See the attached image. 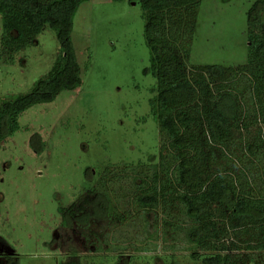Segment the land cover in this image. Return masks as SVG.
Wrapping results in <instances>:
<instances>
[{"label": "rangeland", "instance_id": "rangeland-1", "mask_svg": "<svg viewBox=\"0 0 264 264\" xmlns=\"http://www.w3.org/2000/svg\"><path fill=\"white\" fill-rule=\"evenodd\" d=\"M254 1L202 0L189 65L245 63ZM133 2L80 4L70 43L81 85L24 111L19 129L0 142V264H202L192 245L164 231L153 214L143 228L128 199L112 198V216L90 209L68 227L58 211L106 167L158 162L160 136L149 102L156 80L144 73V11ZM60 55L49 26L11 61L0 50V104L30 93Z\"/></svg>", "mask_w": 264, "mask_h": 264}, {"label": "trees", "instance_id": "trees-1", "mask_svg": "<svg viewBox=\"0 0 264 264\" xmlns=\"http://www.w3.org/2000/svg\"><path fill=\"white\" fill-rule=\"evenodd\" d=\"M85 1L0 0L5 60L45 26L55 30L61 48L30 93L0 104V142L19 129L24 111L81 85L70 34ZM128 1L144 11V73L156 80L149 102L160 136L158 162L104 168L91 188L58 207L62 225L86 218L90 209L112 216V198L128 199L143 228L153 214L164 231L192 245L202 264H264V0L248 9L247 60L238 66L189 65L202 0Z\"/></svg>", "mask_w": 264, "mask_h": 264}, {"label": "water", "instance_id": "water-1", "mask_svg": "<svg viewBox=\"0 0 264 264\" xmlns=\"http://www.w3.org/2000/svg\"><path fill=\"white\" fill-rule=\"evenodd\" d=\"M134 3V2H133Z\"/></svg>", "mask_w": 264, "mask_h": 264}]
</instances>
